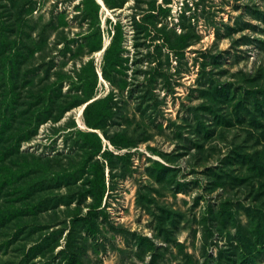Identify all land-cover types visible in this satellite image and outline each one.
<instances>
[{
	"label": "rangeland",
	"instance_id": "1",
	"mask_svg": "<svg viewBox=\"0 0 264 264\" xmlns=\"http://www.w3.org/2000/svg\"><path fill=\"white\" fill-rule=\"evenodd\" d=\"M0 264H264V0H0Z\"/></svg>",
	"mask_w": 264,
	"mask_h": 264
},
{
	"label": "trees",
	"instance_id": "2",
	"mask_svg": "<svg viewBox=\"0 0 264 264\" xmlns=\"http://www.w3.org/2000/svg\"><path fill=\"white\" fill-rule=\"evenodd\" d=\"M92 107V103H88L87 105H86V107H85V111L87 110L88 111V109H90Z\"/></svg>",
	"mask_w": 264,
	"mask_h": 264
}]
</instances>
